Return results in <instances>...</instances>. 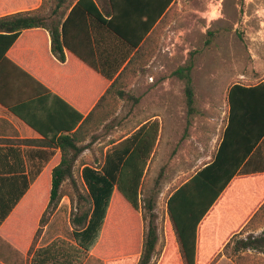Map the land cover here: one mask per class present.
Here are the masks:
<instances>
[{"label": "crops", "instance_id": "1", "mask_svg": "<svg viewBox=\"0 0 264 264\" xmlns=\"http://www.w3.org/2000/svg\"><path fill=\"white\" fill-rule=\"evenodd\" d=\"M77 1L0 0V17L31 11L32 14L43 16L49 24L51 20L62 18V13L66 10L65 5L75 4ZM69 12L70 9H67L63 20ZM87 21L92 22L90 18ZM93 32L99 36L97 29ZM71 36L74 47L78 48L83 57L65 48L66 59L59 60L52 52L51 33L45 27L22 30L7 52L2 57L0 55V96L12 105L22 107L47 133L58 131L54 133V137L44 136L0 102V147L18 148L23 152L22 156L0 159V166L22 167L24 164L27 165L25 174L28 175L30 166L45 164L43 171L31 182L22 199L0 224V264H32L36 249L47 246L54 239L60 237L73 242L71 223V233L65 230L67 222L64 211L70 204L67 196L63 197L47 223H40L42 215L38 219V225L36 219L41 206L40 203L37 210L39 202L36 183L42 179L46 170L50 171L44 181L52 179L54 167H49L53 164L57 166L61 162L63 150L74 165L72 175L67 178L74 177L75 167L81 166L80 175L83 180L84 166L102 167L109 149L132 136L145 124L154 121L159 123L160 129L144 179L151 177L152 182L157 173L159 177L163 175L166 164L175 166L170 174L160 180V192L157 196V208H162L166 218L165 247L157 262L160 264L167 251L168 232L171 230L176 237L168 212L169 198L203 164L215 158L228 124L229 105L223 113L196 110L189 114L188 108L185 109L176 103V96L171 99V105L163 93H145L143 96L151 82L147 79L149 63L141 65V60L134 63L100 103L106 89L101 94L98 93L101 80L105 77L98 68L114 65L113 60L109 58V47H105L109 41L106 40L107 44L103 45L100 53L92 39L90 40L81 29H75ZM3 46L4 42L0 40V52ZM113 81L114 79L109 82V86ZM121 91L129 95L121 97ZM77 113L83 115L79 124L70 131L63 129L73 125ZM88 116L90 118H87ZM167 150L171 151L167 153ZM46 151L53 152L49 159ZM197 163L201 166L196 165L194 173L182 181V177ZM14 176V173H0V218L24 185V180ZM252 176L237 175L221 193L198 226V246L220 243L228 235V231L235 228L243 218L246 213L243 211V199H247L251 194L255 198L249 203L256 199V187H253L252 183H246L254 179ZM244 183L249 185L251 194L242 192ZM47 187L46 183L39 194L40 199L44 198L42 213L48 211L47 204L50 202V199L48 202L46 200L49 196ZM247 224L243 225L241 230H244ZM39 230L40 234L37 235ZM228 261L230 258L224 249L215 264H227ZM84 264H107V261L90 253Z\"/></svg>", "mask_w": 264, "mask_h": 264}, {"label": "trees", "instance_id": "2", "mask_svg": "<svg viewBox=\"0 0 264 264\" xmlns=\"http://www.w3.org/2000/svg\"><path fill=\"white\" fill-rule=\"evenodd\" d=\"M174 2L175 0H78L75 4L65 5L66 10L62 13V18L51 20L49 24L43 16L32 14L31 11L3 16L0 17V40L4 42V46L0 55L2 57L7 52L22 30L45 27L51 33L52 52L59 60L66 59L65 48L83 57L71 40L73 31L81 29L90 40L92 39L100 53L103 45L108 43L105 47H109V58L114 63L108 68H98L105 76L98 89L100 94L106 89L100 99L101 103L135 62L141 60V65L150 62L154 55L153 32ZM67 9H70V12L63 20ZM88 18L92 22L87 21ZM94 29L98 30L99 36L93 32ZM106 40L109 42L106 43ZM193 69L194 61L191 56L184 65L172 72L173 76L185 83L189 114L197 110ZM112 79L114 81L109 86ZM120 95L124 97L129 93L121 91ZM227 101L228 124L215 158L203 164L169 198L168 212L176 237L171 230L168 232L167 251L160 264H212L222 255V250L228 249L232 243L236 253L264 251V231L260 235L238 237L247 217L257 207L258 211L264 207V81L256 84L233 83L228 89ZM0 102L42 135L54 137V133L58 132L50 136L52 134L35 123L22 107L12 105L1 96ZM82 118L83 115L77 113L73 125L63 129H74ZM159 129L157 121L145 124L132 136L109 149L102 167L84 166L83 182L92 201V208L90 211L73 213V242L60 237L54 239L47 246L36 249L32 264H84L90 253L105 259L107 264H157L154 257L159 241L158 227L150 222L146 229L145 216L140 210L141 187L156 146ZM46 152L49 159L53 152ZM22 154V150L18 148L0 147V159ZM44 167L45 164L30 166L27 175V165L0 166V173H14V177L24 180V185L14 197L11 206L2 214L0 224L22 199L31 182L40 175ZM73 167V161L65 150L61 162L57 166L53 164L49 167L53 168L52 179H48L50 187L47 190L50 192L47 210L51 208V213L63 197L62 184L72 175ZM49 171H45L35 188L39 185L45 187L47 182L44 178L49 176ZM251 174L252 178L258 181V185L256 199L249 211L235 228L228 231V235L220 243L198 246V226L221 193L237 175ZM250 198L251 196L244 198V203H249ZM40 200L41 206L36 219L44 205V198ZM147 202V208L154 209V201L149 199ZM118 205L125 206L128 217L134 224L122 223V212L119 211ZM41 221H44V217Z\"/></svg>", "mask_w": 264, "mask_h": 264}, {"label": "rangeland", "instance_id": "3", "mask_svg": "<svg viewBox=\"0 0 264 264\" xmlns=\"http://www.w3.org/2000/svg\"><path fill=\"white\" fill-rule=\"evenodd\" d=\"M152 42L154 55L147 67V79L151 82V86L144 91L143 96L145 93H163L169 105L173 102L171 99L176 96L174 98L176 103L187 109L185 83L173 76L172 72L184 65L192 56L196 109L211 110L215 114L217 111L223 113L228 108L227 94L233 83L256 84L264 81V0H175L165 18L154 30ZM170 151L167 150V153ZM196 165L201 166L200 163L193 165L191 171L182 177V181L194 173ZM183 166L186 167V165ZM174 167L166 164L162 176L159 177L157 173L152 182L151 177H146L142 185L140 213L145 216V228L147 229L150 222L158 227L159 241L154 257L155 262L160 260L165 247L166 218L163 216L162 208H157L159 184L162 177L170 174ZM80 170L81 166H76L74 177L66 178L61 188L63 197L67 196L70 201L64 211L67 222L65 230L70 233L73 213L90 211L92 208V201L81 178ZM48 183L47 181L50 187ZM246 183H252L257 191L256 179ZM246 183L242 186V192L251 194V189L249 185H245ZM48 187L47 190H49ZM42 190L43 187L39 185L37 210L41 203L39 194ZM47 193L48 202L50 192L47 191ZM252 195L251 200L255 198ZM149 199L154 201L155 209L147 208ZM252 205L246 201L243 211L248 212ZM118 209L122 212L121 218L124 225L133 223L128 217L125 206L118 205ZM258 209L257 207L247 217L245 222L248 224L238 237L260 235L264 231V207L259 211ZM50 210L51 208L44 212L45 214L40 212L39 217L41 215L44 217V221L40 222L42 225L47 223L55 212L51 213ZM257 211L258 213L254 216ZM232 245L225 249L227 257L230 258L227 264H264V251L236 253ZM219 258L212 264H215Z\"/></svg>", "mask_w": 264, "mask_h": 264}]
</instances>
